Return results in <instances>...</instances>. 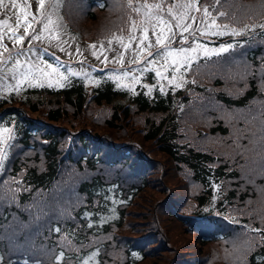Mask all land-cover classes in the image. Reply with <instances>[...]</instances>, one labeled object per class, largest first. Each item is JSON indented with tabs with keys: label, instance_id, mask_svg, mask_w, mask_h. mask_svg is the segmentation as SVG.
I'll return each instance as SVG.
<instances>
[{
	"label": "trees",
	"instance_id": "16d2710c",
	"mask_svg": "<svg viewBox=\"0 0 264 264\" xmlns=\"http://www.w3.org/2000/svg\"><path fill=\"white\" fill-rule=\"evenodd\" d=\"M135 1L61 11L92 38ZM195 1L241 34L182 84L95 72L93 98L80 77L0 94L3 264H264V0Z\"/></svg>",
	"mask_w": 264,
	"mask_h": 264
},
{
	"label": "rangeland",
	"instance_id": "374dc122",
	"mask_svg": "<svg viewBox=\"0 0 264 264\" xmlns=\"http://www.w3.org/2000/svg\"><path fill=\"white\" fill-rule=\"evenodd\" d=\"M44 2L16 0L17 7H12L11 0H5L4 7H0V22H3L0 24L2 90L29 84L57 86L74 75L89 79L94 65L103 62L114 67L109 72L121 85L133 86L138 80L139 69L151 68L160 77H165L169 67H172V74L165 78L167 82L174 83L181 78L180 72L190 61L205 55L206 50H218V47H214L216 45H206L195 39H185L184 44L177 45V40L183 39L187 28H191L196 35L205 33L208 36L225 35L231 31L229 27L217 25L213 18L205 16L199 6L195 8L193 2H189L180 8L177 5L178 9L171 7L165 11H161L159 6L157 13L145 7L141 10L143 14L129 17L128 22H124L116 33L112 32L103 39L89 40V37L69 35L63 25L64 20L49 6L44 8ZM127 26H131L130 29ZM25 27L28 28L27 35ZM14 37L23 39L17 43ZM171 38L175 43H172ZM153 46L158 48L157 58L147 53ZM212 53L209 51L208 55ZM141 57L143 59L138 64L137 60ZM47 64L57 69L50 79L40 76L42 70L51 71L46 67ZM30 68L37 78L24 80L22 74Z\"/></svg>",
	"mask_w": 264,
	"mask_h": 264
},
{
	"label": "snow or ice",
	"instance_id": "6c2138e0",
	"mask_svg": "<svg viewBox=\"0 0 264 264\" xmlns=\"http://www.w3.org/2000/svg\"><path fill=\"white\" fill-rule=\"evenodd\" d=\"M41 3H42V0H41ZM4 5H5V0H0V7H4ZM11 6L12 7H17L16 0H11ZM186 7H190V5H186ZM21 11H23V9H21ZM136 11H139V10L136 9ZM170 11H171V9H170ZM197 11H199V8H197ZM204 14H205V16H207L209 14L207 8L204 9ZM220 15L223 16L224 13L221 12ZM2 23L3 22H0V24H2ZM25 23H27V20H25ZM185 27H187V25ZM225 27H227V26H225ZM262 27H264V26H262ZM24 31H25V34L27 35L28 34V28L25 27ZM232 34L233 35L237 34L235 29H233ZM14 38L16 39L17 43H20L22 41V39H23L22 37H14ZM0 39H2V37H0ZM157 42L158 43L160 42L159 36L157 37ZM232 47H233L232 45H221L218 50H206L205 51V55H208L209 51H212V52H214V54L219 55L220 53L227 52ZM29 51L31 52L32 49L30 48ZM21 54L22 53H17V55H21ZM37 55H39V54L37 53ZM46 67L48 69H51V71L49 72V71H46V70H42V71H40V76H43L45 78H49L50 79L51 76L54 73L57 72V69L54 68L51 64H47ZM22 75H23V79L24 80H29L30 77L37 78V77H35L33 75V72L31 71V68L29 69V71L23 73ZM0 131H3V129H0ZM0 264H3V258L2 257H0ZM25 264H27V262H25Z\"/></svg>",
	"mask_w": 264,
	"mask_h": 264
}]
</instances>
